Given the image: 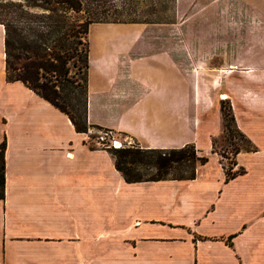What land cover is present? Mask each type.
I'll use <instances>...</instances> for the list:
<instances>
[{"label": "crops", "instance_id": "0c3cea01", "mask_svg": "<svg viewBox=\"0 0 264 264\" xmlns=\"http://www.w3.org/2000/svg\"><path fill=\"white\" fill-rule=\"evenodd\" d=\"M147 28L87 30L86 121L144 147L192 142L207 158L191 178L125 180L107 147L6 79L0 24V264H264V62L232 58L205 80L181 27ZM217 94L255 146L228 179Z\"/></svg>", "mask_w": 264, "mask_h": 264}, {"label": "trees", "instance_id": "16d2710c", "mask_svg": "<svg viewBox=\"0 0 264 264\" xmlns=\"http://www.w3.org/2000/svg\"><path fill=\"white\" fill-rule=\"evenodd\" d=\"M80 12L84 14L78 16ZM92 21L139 20L107 11L103 0H0L6 79L24 82L64 111L78 131H87L88 126L102 128L86 121V33ZM219 111L220 133L231 143L230 155L215 148L216 136L211 138V147L220 156L228 157L227 162L222 163L224 178L228 179L243 170L241 166L232 168L235 153L255 146L236 125L227 98L219 100ZM107 148L115 167L127 181L191 178L196 163L207 158L197 153L192 142L178 147H144L130 143ZM3 150L4 142L0 141V197L4 193Z\"/></svg>", "mask_w": 264, "mask_h": 264}, {"label": "rangeland", "instance_id": "374dc122", "mask_svg": "<svg viewBox=\"0 0 264 264\" xmlns=\"http://www.w3.org/2000/svg\"><path fill=\"white\" fill-rule=\"evenodd\" d=\"M103 6L121 17L139 21H92L88 24L91 42L99 26L137 24L148 26L149 30L153 27L178 26L184 31L178 36L184 37L186 67L198 66L205 80L209 78V72L223 71L221 68H226L232 58L244 57L264 62V0H103ZM82 14L80 12L78 16ZM158 36L177 37V34L152 35ZM226 43L229 47L227 50ZM220 99L221 95L217 94L216 101ZM87 138L94 145L98 140L100 146L104 147L112 139L122 145L134 143L132 139L122 140V136L110 129L92 126L87 127ZM232 140L235 141V138ZM215 148L230 155L231 143L219 133ZM220 158L222 163L228 160V157Z\"/></svg>", "mask_w": 264, "mask_h": 264}, {"label": "built area", "instance_id": "2783aa9c", "mask_svg": "<svg viewBox=\"0 0 264 264\" xmlns=\"http://www.w3.org/2000/svg\"><path fill=\"white\" fill-rule=\"evenodd\" d=\"M101 138V137H100ZM99 141L98 140H96V143L97 144H99L98 143ZM122 144L119 142L118 144H115V139H112L111 141H110V143H108L107 144V146L106 147H108V146H111V147H118V146H121Z\"/></svg>", "mask_w": 264, "mask_h": 264}, {"label": "bare ground", "instance_id": "6f19581e", "mask_svg": "<svg viewBox=\"0 0 264 264\" xmlns=\"http://www.w3.org/2000/svg\"><path fill=\"white\" fill-rule=\"evenodd\" d=\"M119 142H117V140H115V144H118Z\"/></svg>", "mask_w": 264, "mask_h": 264}]
</instances>
